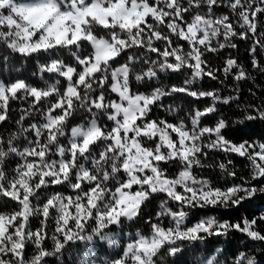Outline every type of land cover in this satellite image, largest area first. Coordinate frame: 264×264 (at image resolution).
<instances>
[{
	"label": "snow or ice",
	"instance_id": "6c2138e0",
	"mask_svg": "<svg viewBox=\"0 0 264 264\" xmlns=\"http://www.w3.org/2000/svg\"><path fill=\"white\" fill-rule=\"evenodd\" d=\"M258 77L264 0H0V264H264Z\"/></svg>",
	"mask_w": 264,
	"mask_h": 264
},
{
	"label": "trees",
	"instance_id": "16d2710c",
	"mask_svg": "<svg viewBox=\"0 0 264 264\" xmlns=\"http://www.w3.org/2000/svg\"><path fill=\"white\" fill-rule=\"evenodd\" d=\"M241 53H243V45H241ZM257 82L258 83H264V78L258 77L257 78ZM208 83H209L208 81H205V86H207ZM244 91H245V94H246L247 89L245 88ZM203 214H205V213L204 212L198 213V215H203ZM208 214H221V213L220 212H217V213L208 212Z\"/></svg>",
	"mask_w": 264,
	"mask_h": 264
}]
</instances>
